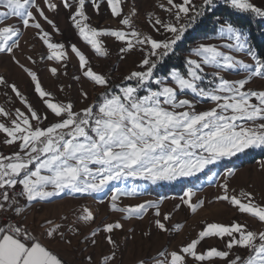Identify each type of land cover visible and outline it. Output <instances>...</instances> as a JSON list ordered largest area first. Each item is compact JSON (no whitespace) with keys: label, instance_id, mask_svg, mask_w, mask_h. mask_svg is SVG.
<instances>
[{"label":"snow or ice","instance_id":"1","mask_svg":"<svg viewBox=\"0 0 264 264\" xmlns=\"http://www.w3.org/2000/svg\"><path fill=\"white\" fill-rule=\"evenodd\" d=\"M221 5L264 18V7L253 0H155L153 9L145 13L151 29L147 32L136 24L140 12L135 0H0V54L10 57L30 78L45 106V111H38L15 83L0 75V90L9 104L13 96L8 90L26 110L0 105L4 137L0 143L13 149L8 154L0 151V264H67L45 240L71 249L73 239L82 237L80 243L95 247L101 234L107 252L96 260L89 253L84 264H121L124 249L115 232L124 228L122 220H143L151 214L150 223L168 233L166 225L172 218L161 212L166 197L135 204H123L122 198L139 199L147 185L191 183L207 173H211L208 185L218 188L216 202L227 203L264 226V201H257L253 192L231 187L236 169L212 171L248 150H264V57L238 26L215 17V39L222 43L200 42L188 49L182 69L158 74L186 34L214 16ZM104 6L118 19L119 27L90 22L87 9L99 15ZM61 9L96 57L110 58L106 39L119 42L121 61L139 53L134 69L114 83L110 74L95 71L75 44L56 42L53 33H61L55 18ZM13 19L16 22H7ZM26 30H33V38L46 49L39 61L57 65L48 66L53 77L68 75L69 52L78 60L81 75L74 79L83 78L100 90L91 103L83 87L78 89L79 102L87 106L78 110L67 95L58 100L42 87L37 71L17 58ZM25 58L32 65L39 63L31 55ZM232 75L240 78L230 79ZM257 81V88L249 86ZM60 91L65 92L64 85ZM204 103L211 106L200 109ZM49 116L53 120L46 123ZM258 167L264 173V160ZM202 190L199 183L186 187L175 208L185 206L195 214L205 205L204 199L194 200ZM62 194L73 198L104 194L111 212L120 219L91 228L95 213L80 206L58 221L45 219L35 227L26 223L29 209ZM85 226L90 229L86 235ZM182 228L183 224L174 225L177 232ZM212 238L221 240L224 249H198L202 241ZM237 248L247 255L235 253ZM189 259L192 264H264V230H252L246 220L205 223L197 237L178 250L164 248L136 264H189Z\"/></svg>","mask_w":264,"mask_h":264},{"label":"rangeland","instance_id":"2","mask_svg":"<svg viewBox=\"0 0 264 264\" xmlns=\"http://www.w3.org/2000/svg\"><path fill=\"white\" fill-rule=\"evenodd\" d=\"M131 2L132 0H129V3ZM253 2L258 6L264 7V0H253ZM135 3L138 7V11L140 12V15L136 19L137 26L144 31L151 32L150 27L146 24L145 13L147 10L153 9L155 6V0H135ZM124 10L127 12L128 7L125 6ZM226 10L234 13L235 15H240L247 18L249 17L253 22L258 19V17H254L249 14L237 13L227 7ZM87 11L91 18L90 22L94 26L113 28L119 27L118 19L111 16L110 11L106 6L102 7L99 15H97L91 7H89ZM160 15L164 16L165 14L161 11ZM225 15L227 17L226 20H230L229 16H227V13ZM55 20L61 34L56 35L53 33L54 40L56 42H63L66 44V46L75 44L86 54V56L89 57L94 70L110 74L113 77L114 83H118L119 79L123 75L133 70L135 64L138 63L141 58L139 53H134L125 60L121 61L119 59L120 53L118 51L119 42H114L111 39L105 40L106 46L109 48L111 53L110 58L96 57L90 47L81 41L76 34L75 30L71 26L70 21L68 20L67 11L61 9L59 16H57ZM7 22L13 23L16 21L13 19ZM44 26L46 30L50 32L52 31L50 26L46 24ZM212 27V31L208 35H200L194 43L190 44V47L200 42L217 44L222 43V41L215 39V31L217 27L216 24H213ZM240 29L242 32H245L248 37L250 36L248 29ZM156 38L159 39L161 37L157 36ZM33 45H35V47H32ZM21 48L22 51L17 52V58L21 61V63H24L34 71H37L42 83V87L53 93L56 99L65 100L67 95V97L73 100L75 103V108L78 110L87 106L86 103L81 104L79 102V88L83 87L89 92L90 99L87 103H91V101L96 98L97 92L100 91L99 89H93L92 85L83 78H81L79 81L74 79L75 76H79L81 73L79 70L78 60L70 52L69 54L71 59L67 68L68 75H59L58 77H53L48 71V66L57 65L52 64V62L39 61V56L45 53L46 49L38 39L33 38V30L24 31V35L21 38ZM187 54L188 51L184 54V57ZM27 55L33 56V58L37 59L39 63L37 65L30 64L25 58ZM238 58L246 60L248 59L242 54H238ZM177 69H182V67ZM0 75L4 76L10 83H15L18 88L27 96L34 108L40 112L45 111V106L38 99L34 92V85L31 83L30 78L10 59V57L2 54H0ZM229 78L236 79L240 77L237 75H232ZM259 83L260 82L257 81V83L250 84L249 86L255 89L259 86ZM61 85L65 86V92L60 91ZM8 91L9 95L13 96V103L9 104L7 98L3 95L2 90H0V105L10 108L20 107L22 110H25L23 106L15 100L14 94H11L10 90ZM210 106V104L204 103L200 105V109H206ZM52 120L53 117L49 116V121L46 123H50ZM3 139V134H0V142H2ZM12 150L13 149L11 147L0 143V151H3L5 154L10 153ZM263 151L264 150L260 149L248 150L246 153L232 158L231 161H223L221 164L229 165L230 167L234 168L233 165H238V162H241L244 159L245 161H248L251 158H256V156H259L261 153H263ZM261 160H264V158H258L254 162L245 165L241 169H236V176L231 180V187L237 189V191L244 189L246 191L255 193L257 201H264V173H262L258 167V162ZM219 167H214L212 171L217 173L223 172L224 169H219ZM210 174L211 173H207V175ZM202 175L203 174H201L199 181H194V183L191 185L194 186V184L197 183L202 185L203 190L197 192L194 200H205L204 207L199 209L195 214H192L185 206H181L179 210L175 208V205L180 203V196L167 197L162 193L161 195L159 192H157L158 194L148 192L149 189L160 188L161 184L155 186L147 185L146 194L141 196L139 199L122 198L123 204H135L146 199H160L161 197H166L167 199H164L163 203L161 204V212L170 213L172 218L166 225L170 229L168 233L159 232L154 227V225L150 223L151 214L149 216H145L143 220H122L121 222L124 224V228L115 232V239L121 242L124 249L121 256V264H136L138 259L142 257H150L164 248H167L169 251L178 250L180 246L185 245L192 239L196 238L197 234L202 230L205 223L219 222L227 224L232 220H246L252 230H264V226H262L256 220L236 213V211L227 203L216 202L215 196L218 194V188L215 186H209L207 182V175ZM102 200L104 201L103 203H101ZM80 206H88L95 213V223L91 225V228L102 227L106 223L114 222L120 219L119 214L111 212L108 206L107 197L104 194H99L95 196V198H83L80 196L73 198L70 195L62 194L59 197L53 198V200L50 202L36 204L33 208H31L26 213V223L35 227L38 222L45 219L50 218L58 221L60 217L64 215H70L74 209H78ZM32 215L33 222H31ZM177 223L183 224V228L179 232L174 230V225ZM82 231L86 235L90 229L88 226H85L83 227ZM145 232H148L149 236H144L143 234ZM102 236L103 234L97 238L98 243L95 247L86 246L85 244L80 243L79 241L82 237L73 239V247L71 249L63 243L51 241V244L57 246L61 245L70 252H77L84 264L89 253H91L93 259L96 260L101 258L102 254L107 252V246L105 245ZM210 247H217L218 249L223 250L224 243L217 238L205 239L202 241L201 245L198 246V249L200 251H204ZM234 252L241 255L242 257L247 255L246 250L239 248L234 249ZM189 264H192L191 259H189ZM217 264H220V262L217 261Z\"/></svg>","mask_w":264,"mask_h":264},{"label":"trees","instance_id":"3","mask_svg":"<svg viewBox=\"0 0 264 264\" xmlns=\"http://www.w3.org/2000/svg\"><path fill=\"white\" fill-rule=\"evenodd\" d=\"M226 13L227 16H229L230 21L233 22L234 25L249 30L250 44L257 51L258 55L264 57V18H258L255 22H253L249 17L247 18L240 15H235L234 13L227 11L225 6L221 5L215 12L214 16L206 17L196 28L190 30V32L186 34V38L179 44L176 54L172 55L166 60L163 69L161 68L158 74H166V72L173 67L181 68L183 65L184 54L188 51L190 44L194 43L200 35H208L212 31L213 24H215V17H221L223 19H226ZM258 158H264V151L259 156H256V158H251L248 161H245L244 159L241 162H238V165H233V167L234 169H241L245 165L254 162ZM226 167L230 166L221 164L219 169H225ZM204 175L205 174H203L202 176ZM193 183L194 181L191 183L180 181L175 182L173 184H161L160 188L149 189L148 192H152L153 194L159 192L160 194L162 193L164 196L167 197L181 196L186 187H191Z\"/></svg>","mask_w":264,"mask_h":264},{"label":"crops","instance_id":"4","mask_svg":"<svg viewBox=\"0 0 264 264\" xmlns=\"http://www.w3.org/2000/svg\"><path fill=\"white\" fill-rule=\"evenodd\" d=\"M30 210V209H29ZM28 210V211H29ZM27 211V212H28ZM26 212V213H27ZM31 222H33V215L31 216ZM54 252H56L63 260L67 262V264H83V261L78 255L77 252H70L66 248L62 247L61 245H52L51 241H44Z\"/></svg>","mask_w":264,"mask_h":264}]
</instances>
